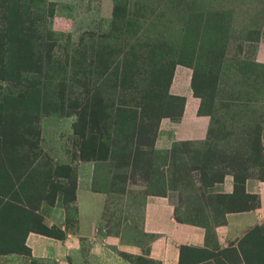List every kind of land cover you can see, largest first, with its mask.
I'll return each mask as SVG.
<instances>
[{"label": "rangeland", "instance_id": "1", "mask_svg": "<svg viewBox=\"0 0 264 264\" xmlns=\"http://www.w3.org/2000/svg\"><path fill=\"white\" fill-rule=\"evenodd\" d=\"M263 184L264 0H0V264H163L147 207L208 238Z\"/></svg>", "mask_w": 264, "mask_h": 264}, {"label": "crops", "instance_id": "2", "mask_svg": "<svg viewBox=\"0 0 264 264\" xmlns=\"http://www.w3.org/2000/svg\"><path fill=\"white\" fill-rule=\"evenodd\" d=\"M183 96L186 98L187 93L185 92ZM187 121L191 128L188 133L184 130L182 134V136L187 137V140L202 139L206 136L208 124L206 118L200 117L190 120L183 117L181 123L185 124ZM196 127L197 130H195ZM255 193H257L258 196V207L254 211L244 214L227 215L225 217V222L222 225L215 226L210 232V237L208 238L205 230L201 228L192 227L195 228V231L192 234H190V231L182 232L180 227L191 226L172 223V220L170 219L171 211L167 208H159L158 212L161 214H159L158 218L151 219V214L156 210L147 207L145 224L150 237L153 239L151 246L152 250L154 248L155 257L163 264H178L181 252L183 253V256L185 255L184 253L196 252L206 256L209 255L207 259L199 261L196 264H216L213 254L226 252L227 255L232 256L233 261L235 259L238 260L234 264H244L237 247L240 237L246 232L244 230H247L248 226L251 228L264 225V184L258 186ZM93 196H91L90 193L88 194L89 199L97 201L96 197H98V195L92 198ZM91 203L92 202H90V204ZM95 206L96 205L94 204L88 208V214L91 215L88 219L86 218V220H84V228L86 229L87 236L90 238H92L93 234L92 225L96 224V214L98 213V209L95 208ZM212 241L216 244L217 248L211 245ZM27 245L31 248L32 253L35 256L43 257L48 252L41 250L42 242L36 238L29 237L27 239ZM157 250L158 254H156ZM184 261H186V258H184ZM220 264L231 263L223 260V263Z\"/></svg>", "mask_w": 264, "mask_h": 264}, {"label": "trees", "instance_id": "3", "mask_svg": "<svg viewBox=\"0 0 264 264\" xmlns=\"http://www.w3.org/2000/svg\"><path fill=\"white\" fill-rule=\"evenodd\" d=\"M239 244V243H238ZM238 250H239V247H238ZM244 262V264H246V262L245 261H243Z\"/></svg>", "mask_w": 264, "mask_h": 264}]
</instances>
